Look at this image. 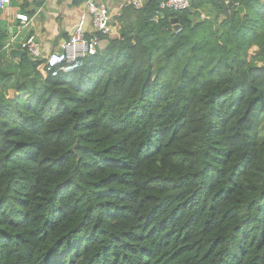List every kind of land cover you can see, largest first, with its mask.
Returning <instances> with one entry per match:
<instances>
[{"label": "trees", "instance_id": "1", "mask_svg": "<svg viewBox=\"0 0 264 264\" xmlns=\"http://www.w3.org/2000/svg\"><path fill=\"white\" fill-rule=\"evenodd\" d=\"M161 1L58 75L0 24V264H264V0Z\"/></svg>", "mask_w": 264, "mask_h": 264}, {"label": "built area", "instance_id": "2", "mask_svg": "<svg viewBox=\"0 0 264 264\" xmlns=\"http://www.w3.org/2000/svg\"><path fill=\"white\" fill-rule=\"evenodd\" d=\"M14 0H0V9H9ZM84 4V11L79 21L72 28L69 39L61 44V50L46 53L31 36L22 42V49L29 53L35 60H44L47 70L53 75L61 71L71 72L81 68L87 58L96 55L102 47L103 39L99 34L113 32V16L109 5L100 0H78ZM129 4L140 10L145 6V0H128ZM228 3L229 0H226ZM190 0H162L160 9L183 10L190 7ZM236 6H240L238 2ZM17 19L28 22L25 13H17ZM161 15L156 13L154 20L159 21Z\"/></svg>", "mask_w": 264, "mask_h": 264}, {"label": "crops", "instance_id": "3", "mask_svg": "<svg viewBox=\"0 0 264 264\" xmlns=\"http://www.w3.org/2000/svg\"><path fill=\"white\" fill-rule=\"evenodd\" d=\"M100 1L109 5L113 18L129 4L128 0ZM84 9L78 0H14L9 9L0 11V24L6 25L11 33L6 46L8 54L19 57L11 49H22V42L31 36L46 53L60 50ZM17 13L27 14L29 21L17 19ZM105 44L103 39L102 47Z\"/></svg>", "mask_w": 264, "mask_h": 264}, {"label": "water", "instance_id": "4", "mask_svg": "<svg viewBox=\"0 0 264 264\" xmlns=\"http://www.w3.org/2000/svg\"><path fill=\"white\" fill-rule=\"evenodd\" d=\"M190 8L192 7V3H193V0H190ZM237 11L241 14H244L246 12V9L244 6L240 5L238 8H237ZM173 22L175 24V29H178L182 23L178 22V18H175L173 19ZM61 50V49H60ZM11 53L15 54V55H18V56H21L23 54L26 53V51L24 49H11Z\"/></svg>", "mask_w": 264, "mask_h": 264}]
</instances>
